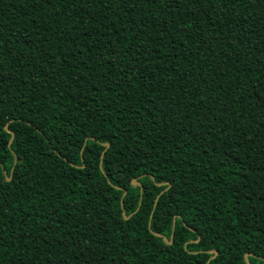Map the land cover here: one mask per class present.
<instances>
[{
	"label": "trees",
	"instance_id": "16d2710c",
	"mask_svg": "<svg viewBox=\"0 0 264 264\" xmlns=\"http://www.w3.org/2000/svg\"><path fill=\"white\" fill-rule=\"evenodd\" d=\"M245 254L264 264V0H0V264Z\"/></svg>",
	"mask_w": 264,
	"mask_h": 264
},
{
	"label": "water",
	"instance_id": "95a60500",
	"mask_svg": "<svg viewBox=\"0 0 264 264\" xmlns=\"http://www.w3.org/2000/svg\"><path fill=\"white\" fill-rule=\"evenodd\" d=\"M4 130L11 135V137L8 141V145H10L12 140H13L14 134L8 129L7 125L4 127ZM10 179L11 178L9 177L7 180H10ZM132 184H136L138 186H141L140 183H138L136 180H132ZM171 238H172V236H171ZM215 255H216V253H215ZM248 256H249V254H245V259H246L247 264H248V260H247Z\"/></svg>",
	"mask_w": 264,
	"mask_h": 264
}]
</instances>
